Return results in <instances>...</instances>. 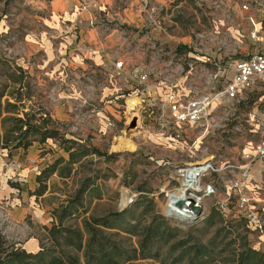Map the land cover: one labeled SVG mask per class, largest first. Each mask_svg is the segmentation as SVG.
<instances>
[{"label":"rangeland","instance_id":"rangeland-1","mask_svg":"<svg viewBox=\"0 0 264 264\" xmlns=\"http://www.w3.org/2000/svg\"><path fill=\"white\" fill-rule=\"evenodd\" d=\"M72 1L81 9L90 3L89 0ZM137 1L140 20L134 26L127 25L125 37L129 38V44L132 35L138 36L141 48L134 58L144 68L154 69L156 74H165L171 69L180 79L176 72L182 61L179 49L187 46L201 60L200 66L193 71L191 83L194 88L207 91L209 74L213 71L212 65L206 62L209 56L236 60L264 50V0ZM124 2L126 0H115L119 6ZM53 11L52 0H0V150L5 149L12 156L34 146L40 150L38 162H41V168L55 163V174L61 177V184L56 191L53 186L49 190L50 178H45V195L39 201L51 219L55 221L56 208H59L56 214L62 216V205L71 201L72 214L63 217L65 226L84 229V221L92 217L116 222L115 214L120 212L124 216L115 223L118 227L123 228L129 223L148 224L156 216H165L166 196L180 185L178 170L199 165L207 159L215 169L204 176L203 185L214 183L218 193L206 199L203 215L198 221L166 220L182 230L180 237L185 239L192 237L207 242L219 233L217 250L220 259L211 264H233L225 259L240 248L239 237L243 235L247 236V247L264 251V234L250 228L237 209L238 197L230 188L234 172L229 167L241 162L240 154L255 138L244 119L263 91L251 92L250 103L237 107L234 115L223 114L222 105L214 110L213 117L219 120V125L210 131L201 145H193V139L178 137L174 125L169 122L166 123L170 127L163 128V120L169 121V112L163 114L162 107L168 105L162 89L159 93L150 88V94L148 90L141 92L147 101H154V110L126 109L115 117L112 113H115L116 101L124 102L116 96L131 93L130 84L123 81L119 84L123 91L111 93V82L106 84L108 88H101L98 82L88 78L81 63L71 66L60 78ZM151 14L160 21L158 26L150 22ZM257 30L258 36H255ZM152 44L157 45L156 50ZM167 78L168 75L159 79L158 86L163 87L160 81L167 82ZM136 116L140 117L141 125L128 130ZM108 117L115 121V126L107 124ZM16 127H21L22 131L30 127L22 139V143H31L27 149L23 146L14 148L18 140L11 141L7 147V139H14L19 134L11 131ZM47 130H54L55 136L43 142ZM123 135L136 144L135 151L114 149ZM254 175L249 190L254 199L264 205L260 163L255 164ZM132 195H135L133 201L125 207L128 196ZM230 195L227 208L221 210L217 201ZM8 210L5 202L0 204V242L3 247L15 245L38 251L44 227L51 226L52 220L44 222L30 216L16 221L9 216ZM124 235L128 236L129 244H136V236ZM227 243L228 248L224 250ZM81 264H85L83 259ZM124 264L179 263L168 258L164 251L160 259H135Z\"/></svg>","mask_w":264,"mask_h":264},{"label":"built area","instance_id":"built-area-1","mask_svg":"<svg viewBox=\"0 0 264 264\" xmlns=\"http://www.w3.org/2000/svg\"><path fill=\"white\" fill-rule=\"evenodd\" d=\"M81 10V12L86 11L88 15L90 14L86 21L91 26H103L113 22L108 15H105L102 6L96 2H90L89 5L87 3ZM150 22L154 26H158L160 23L158 18L153 17L152 14ZM255 36H258V30L255 32ZM131 41L129 44L128 41L124 42V53L122 57L114 59L113 71L110 74L111 82L121 84L126 81L132 89V92L128 95L121 94L124 101L120 105L121 112L128 109L126 98L133 94L139 96L142 103L140 107L136 105L132 111L154 110V101H147L141 92L148 90L150 94V88L152 91L157 90V93H159V89H162L166 94L168 105V107H162L163 114L169 112V121L163 120V128H169L168 125L170 124L174 125L178 137L193 139V145H201L210 131L219 125V120L215 116L213 117V113L220 105L224 107L223 114L231 113V115H234L237 107L249 102L248 96L251 92L255 90L263 91L258 99L254 101L244 119L249 132L255 138L248 142V145L240 154L241 162L232 164L229 167L231 172H234L230 188L234 190L235 195L238 197L237 209L239 213L247 220L248 225L253 230L264 234V205L257 202L249 190L250 182L256 177L254 175L256 163H260L261 178H264V50L252 52L236 60L209 56L206 62L212 65L213 71L209 74L210 87L207 91H203L202 88H194L191 83L194 77L193 71L200 66L198 64L201 61L192 49L187 47V50L181 51L182 61L176 67V72L181 77L178 79L176 78L177 74L171 69H167L165 74H156L154 69L144 68L143 64L134 58L140 52L141 45L138 39H134L133 44ZM151 47L154 50L157 49L156 44H152ZM152 75L154 78L151 77ZM166 75H168L167 82L160 81L163 87H159L157 81ZM150 81L151 84H149ZM120 91H123V88ZM107 124L111 127L116 125L115 121L110 119ZM170 140H174V138ZM207 165L212 168L211 171L215 169L209 160H207ZM192 166H201V164L182 167L177 172L180 185L168 192L164 202V215L167 218L182 220L181 217L177 216V212L183 209L185 216L193 215V208L196 206L203 207L204 212L206 199L218 193V188L214 183L204 185L200 191L193 188H187L183 191L185 175ZM133 197L135 195L128 196V200L124 203L125 207L133 201ZM173 197H176V199H173ZM231 198L230 195L225 200H218V207L225 210L228 206V200ZM180 201H184L182 206L179 205ZM202 215L203 213L199 219Z\"/></svg>","mask_w":264,"mask_h":264},{"label":"trees","instance_id":"trees-1","mask_svg":"<svg viewBox=\"0 0 264 264\" xmlns=\"http://www.w3.org/2000/svg\"><path fill=\"white\" fill-rule=\"evenodd\" d=\"M185 50H187V46H181L179 49L180 52ZM12 119L24 121L22 118ZM11 131H16L19 134L14 139H7V147L11 141L17 140L19 142L14 145V148L23 146L27 149L30 146V142L22 143V139L30 131V127L24 131L21 130V127H16ZM54 136V130H47L42 141L45 142L48 137ZM54 173L55 163L41 171L37 177L39 187L36 189V193L41 195L46 191L44 179L50 178ZM71 204V201H68L67 204L62 205V216L56 214L59 208L54 210L55 221H51L53 222L51 226L44 227L45 233L40 238L38 251L32 252L15 245L3 247L0 242V264H81L82 259L85 264H124L135 259H160L164 251L168 258L170 257L179 264H211L220 259L217 250L219 233L207 242L192 237L185 239L183 236L180 237L183 231L172 226L166 220L169 219L166 216H156L148 224L129 223L128 226L122 228L115 224L124 216L122 212L115 214L116 222L92 217L84 221V229L65 226L63 217L72 214ZM124 234L136 236L138 239L136 244H129V238ZM239 241L240 248L233 252L230 258L225 259L227 262L264 264V251L247 247L246 235L240 236ZM227 248L228 243L223 249Z\"/></svg>","mask_w":264,"mask_h":264},{"label":"crops","instance_id":"crops-1","mask_svg":"<svg viewBox=\"0 0 264 264\" xmlns=\"http://www.w3.org/2000/svg\"><path fill=\"white\" fill-rule=\"evenodd\" d=\"M89 1L102 6L105 15L113 22L103 26H91L86 21L89 17L87 12H81L79 4L72 0H52L55 14V55H58L57 71L61 78L71 66L81 63L88 78L106 89V84L112 80L110 74L113 71L114 59L122 57L123 44L129 40L125 37L128 35L127 25L134 26L140 20L136 7L138 1L126 0L120 6L115 0ZM134 39L137 40L138 36L132 35L131 40ZM111 84L113 85L109 88L111 93L120 92L122 87L119 86L120 83ZM122 98L121 94H117V100ZM115 105V113L112 115L115 117L117 114L122 115L121 103L116 101ZM60 111L65 114L63 109ZM39 151L33 146L25 152L11 156L7 150H0V204L4 202L7 204L9 216L13 220H25L30 216H36L44 222L51 219L45 207L39 203L45 193L41 195L36 193L39 187L37 177L43 170L41 162H38L41 156ZM60 179L61 177L54 173L50 177L49 190L53 186L56 191L61 184Z\"/></svg>","mask_w":264,"mask_h":264},{"label":"bare ground","instance_id":"bare-ground-1","mask_svg":"<svg viewBox=\"0 0 264 264\" xmlns=\"http://www.w3.org/2000/svg\"><path fill=\"white\" fill-rule=\"evenodd\" d=\"M126 103L128 105V110L132 111V109L142 103V100L139 96L136 94L130 95L126 98ZM137 114V113H134ZM137 117V125H141V119L140 117ZM137 148L136 144L128 137L126 136H120L118 138V143L114 145V149L117 151H135ZM201 166H192L190 170L185 175V180L183 182V191H185L187 188H193L197 191H200L203 189V178L206 174H209L211 172V167L207 165V159H204L201 162ZM173 199H176V197H173ZM186 208V206H184ZM179 215L184 214L183 209L179 210L177 212Z\"/></svg>","mask_w":264,"mask_h":264},{"label":"water","instance_id":"water-1","mask_svg":"<svg viewBox=\"0 0 264 264\" xmlns=\"http://www.w3.org/2000/svg\"><path fill=\"white\" fill-rule=\"evenodd\" d=\"M137 127V117H134L130 123V126L128 127V130H130L131 128H136ZM192 202H194L193 199H191ZM184 203V201H180L179 205L182 206V204ZM194 209V213L193 215H189V216H185L184 214L179 215L177 213V216L181 217L183 222H190V223H194L196 221H198L200 215L203 213V207L201 206H196L193 208Z\"/></svg>","mask_w":264,"mask_h":264}]
</instances>
